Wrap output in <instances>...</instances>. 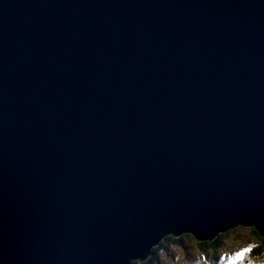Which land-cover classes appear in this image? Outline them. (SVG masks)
<instances>
[{
    "label": "water",
    "instance_id": "obj_1",
    "mask_svg": "<svg viewBox=\"0 0 264 264\" xmlns=\"http://www.w3.org/2000/svg\"><path fill=\"white\" fill-rule=\"evenodd\" d=\"M237 226L264 237V0H0V264Z\"/></svg>",
    "mask_w": 264,
    "mask_h": 264
},
{
    "label": "rangeland",
    "instance_id": "obj_2",
    "mask_svg": "<svg viewBox=\"0 0 264 264\" xmlns=\"http://www.w3.org/2000/svg\"><path fill=\"white\" fill-rule=\"evenodd\" d=\"M164 240L160 243L159 264H264V252L258 256L252 255V250L260 242L250 226H237L233 231L229 230L223 244L216 249L218 258H215L212 250H201L192 235H184L180 245L165 243ZM244 248L249 251L240 259H235V254Z\"/></svg>",
    "mask_w": 264,
    "mask_h": 264
},
{
    "label": "trees",
    "instance_id": "obj_3",
    "mask_svg": "<svg viewBox=\"0 0 264 264\" xmlns=\"http://www.w3.org/2000/svg\"><path fill=\"white\" fill-rule=\"evenodd\" d=\"M233 230L234 229H232L231 231H233ZM252 232L258 238V240L260 242L259 245H257L252 250V255L253 256H258V255H260L261 253L264 252V237H261L257 233V231L255 230L254 227H252ZM228 234H229V231H227L225 233H221L213 241L198 242V245L201 248V250H203V251L212 250L215 258H218L216 249L223 244L224 238L227 237ZM183 238H184V236L174 237L172 235H168V236L165 237L164 242L165 243H171V244L180 245V244L183 243ZM161 248H162V244L161 245L159 244V245L155 246L152 249L151 256L147 260L142 261V262L138 261L136 263L137 264H159V261L161 260V255H160Z\"/></svg>",
    "mask_w": 264,
    "mask_h": 264
},
{
    "label": "snow or ice",
    "instance_id": "obj_4",
    "mask_svg": "<svg viewBox=\"0 0 264 264\" xmlns=\"http://www.w3.org/2000/svg\"><path fill=\"white\" fill-rule=\"evenodd\" d=\"M249 251L248 248H244V249H241L239 252H237L235 254V259H240L241 256L244 254V253H247Z\"/></svg>",
    "mask_w": 264,
    "mask_h": 264
},
{
    "label": "clouds",
    "instance_id": "obj_5",
    "mask_svg": "<svg viewBox=\"0 0 264 264\" xmlns=\"http://www.w3.org/2000/svg\"><path fill=\"white\" fill-rule=\"evenodd\" d=\"M235 228H236V227H235ZM231 230H232V229H231ZM184 235H187V234H184ZM184 235H182V236H184ZM188 235H190V234H188ZM164 239H165V238H164ZM164 239H163V240H164ZM163 240H162V241H163ZM162 241H161V242H162ZM161 242H160V243H161ZM198 242H199V241H198ZM137 262H138V261H137ZM136 264H137V263H136Z\"/></svg>",
    "mask_w": 264,
    "mask_h": 264
}]
</instances>
